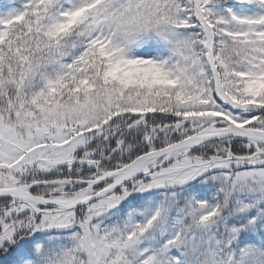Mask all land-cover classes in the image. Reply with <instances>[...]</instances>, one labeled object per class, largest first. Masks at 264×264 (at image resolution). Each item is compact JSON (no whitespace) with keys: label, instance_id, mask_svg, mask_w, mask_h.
Segmentation results:
<instances>
[{"label":"snow or ice","instance_id":"6c2138e0","mask_svg":"<svg viewBox=\"0 0 264 264\" xmlns=\"http://www.w3.org/2000/svg\"><path fill=\"white\" fill-rule=\"evenodd\" d=\"M0 264H264V0L0 2Z\"/></svg>","mask_w":264,"mask_h":264},{"label":"trees","instance_id":"16d2710c","mask_svg":"<svg viewBox=\"0 0 264 264\" xmlns=\"http://www.w3.org/2000/svg\"><path fill=\"white\" fill-rule=\"evenodd\" d=\"M0 2H3V0H0Z\"/></svg>","mask_w":264,"mask_h":264}]
</instances>
